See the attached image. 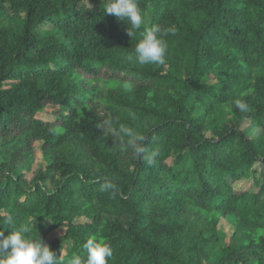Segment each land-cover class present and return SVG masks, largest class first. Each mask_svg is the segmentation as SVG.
<instances>
[{"label": "trees", "instance_id": "trees-1", "mask_svg": "<svg viewBox=\"0 0 264 264\" xmlns=\"http://www.w3.org/2000/svg\"><path fill=\"white\" fill-rule=\"evenodd\" d=\"M88 2L0 0V232L28 227L64 264L89 238L108 264H264V0H137L132 37ZM154 26L165 63L139 65ZM50 105L68 113L36 118ZM121 124L145 137L135 157ZM257 162L259 191L236 192Z\"/></svg>", "mask_w": 264, "mask_h": 264}, {"label": "clouds", "instance_id": "clouds-1", "mask_svg": "<svg viewBox=\"0 0 264 264\" xmlns=\"http://www.w3.org/2000/svg\"><path fill=\"white\" fill-rule=\"evenodd\" d=\"M104 14L114 16L118 21L126 23L128 35L131 37L142 28L144 23L137 0H107L104 5ZM163 34L164 30L159 26L146 29L143 38L135 45L130 59L134 58L136 63L142 66L164 64L168 44ZM236 107L241 111L246 109V105L239 100L236 101ZM111 121V119H105V123ZM119 128L120 132L126 135L125 145L134 157L144 151L140 146L145 139L144 136L123 124ZM152 163L153 160L148 162L149 165ZM105 184L106 187L101 186L102 192L114 188L111 182L106 181ZM6 222L11 224V218L9 217ZM28 233V227L13 230L7 236L4 232H0V264H64V261L60 257L57 258L56 253L44 244L40 237L33 238ZM83 248L86 250V258L73 256L67 264H108V260L113 256L111 245L97 238H89Z\"/></svg>", "mask_w": 264, "mask_h": 264}, {"label": "rangeland", "instance_id": "rangeland-1", "mask_svg": "<svg viewBox=\"0 0 264 264\" xmlns=\"http://www.w3.org/2000/svg\"><path fill=\"white\" fill-rule=\"evenodd\" d=\"M88 4H93L91 0ZM68 112L59 106H47L42 112H40L36 118L43 120L44 122L56 123L66 115ZM250 135L252 137H257L259 135V130L256 128H251ZM35 158L30 172L26 173V176L29 180L32 179L34 172H36L40 167H44L45 163L43 161V154L40 149V143H35ZM255 171L257 173L252 176L250 179H245L240 182L233 184V189L236 192H248V193H257L260 189L261 184L263 183V166L261 162H257L255 165ZM220 229L225 239H228L233 234V227L225 219L221 220ZM62 232L54 233L53 237L58 236Z\"/></svg>", "mask_w": 264, "mask_h": 264}]
</instances>
